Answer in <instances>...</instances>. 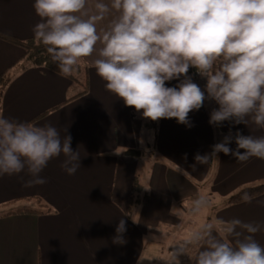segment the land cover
Masks as SVG:
<instances>
[{
	"label": "clouds",
	"instance_id": "clouds-1",
	"mask_svg": "<svg viewBox=\"0 0 264 264\" xmlns=\"http://www.w3.org/2000/svg\"><path fill=\"white\" fill-rule=\"evenodd\" d=\"M33 7L40 17L34 39L63 76L73 74L82 58L95 55L92 67L106 90L146 119L175 118L191 127L189 113L207 99L218 105L210 124L247 125L250 119L264 129V0H94L91 5L89 0H34ZM190 67L206 79L203 89L188 75ZM172 80L178 85L168 86ZM233 139L235 150L229 146ZM220 152L239 162L264 159V135L229 132L211 153L197 154L195 160L204 165L210 154ZM61 155L62 169L74 175L81 158L67 130L62 137L51 124L37 126L0 114V176L27 170L31 179L25 186L44 184L40 173ZM243 199L250 202L247 195ZM210 204L209 196L198 194L190 211L200 214ZM171 210L182 215L175 206ZM261 227L234 218L220 233L214 223H205L178 244L176 264L181 254L193 264H264V246L254 238ZM126 230L121 219L113 242L124 243ZM191 248L197 249L195 256Z\"/></svg>",
	"mask_w": 264,
	"mask_h": 264
},
{
	"label": "crops",
	"instance_id": "crops-1",
	"mask_svg": "<svg viewBox=\"0 0 264 264\" xmlns=\"http://www.w3.org/2000/svg\"><path fill=\"white\" fill-rule=\"evenodd\" d=\"M93 2L89 0L90 5ZM33 3L34 0H0V30L20 39L34 37L33 27L40 17ZM110 19L111 16L99 27L106 26ZM23 54V48L0 39V74L20 60ZM95 58L93 55L79 62L81 70L87 74L88 83V91L82 94L80 92L86 86L77 93L73 86L79 80L72 79L71 82L69 77L67 80L65 76L43 67L19 71L5 90L0 114L37 126L51 124L62 137L67 130L72 137L73 150L79 151L81 165L74 175H69L61 167L64 156L53 158L40 173L47 182L32 186H25V182L31 179L27 170L19 175L0 176V206L17 204L14 209L0 212L21 208L18 205L27 203L26 197L31 196L41 197L53 208L49 213L0 217V264H127L126 256L119 250H113L107 257L106 246L96 244L94 237L101 240L107 236L105 231L96 230V219L103 215L104 208L109 209L113 205H120L125 211L124 216H128L132 183L139 175L140 157L125 154L127 149L123 148L141 149L144 135L148 140L151 135L155 136L159 144L157 151L169 154L168 157L174 160V164L168 162V166L155 162L151 201L144 206L145 215L152 211L154 222L175 224L181 219L180 215L173 214V204L203 193L216 204L214 213L206 214V218H212L220 233L234 218L261 223V230L254 234V238L264 246V193L251 198L250 202L229 203V198L242 188L264 183V159L252 157L239 162L236 157L220 152L217 156L210 154L204 165L197 164L195 160L197 154L211 153L212 146L221 142L229 132L233 136L237 131L260 136L264 135V129L250 119L247 125L230 121L220 126L210 124L207 99L199 110L189 113L191 127L171 118L160 119L156 129H148L144 127L145 121L151 119L133 117L135 108L126 106L123 99L106 90V82L92 67ZM178 83V80L167 82L168 86ZM212 104L218 108L215 101ZM229 146L236 149L234 139ZM176 166L184 171H177ZM161 185L163 193H160ZM114 197L124 204L116 202ZM96 201L101 203L102 209H94ZM29 204L24 208H37L33 203ZM105 205L108 207L103 208ZM88 210L98 213L89 216ZM162 211L165 214L161 215ZM80 216L84 223L92 222V231L88 230L87 235L79 227ZM227 238L232 239L230 236ZM144 251L145 248L141 253ZM139 258L136 264H139Z\"/></svg>",
	"mask_w": 264,
	"mask_h": 264
},
{
	"label": "rangeland",
	"instance_id": "rangeland-1",
	"mask_svg": "<svg viewBox=\"0 0 264 264\" xmlns=\"http://www.w3.org/2000/svg\"><path fill=\"white\" fill-rule=\"evenodd\" d=\"M79 74V80L80 82H76L73 86L74 88H77L76 92L81 91L84 88V85L86 83V72L85 70H81ZM65 79L69 80L66 76ZM71 82H73L72 79H70ZM193 81L196 82L198 85L201 86L203 89L206 85V79L203 78L200 74L193 78ZM116 98H118L116 96ZM208 103V114L210 116L211 111L213 110L214 104H212L211 100H207ZM213 107V108H212ZM142 116V112H137L136 110L133 111V117H140ZM143 117V116H142ZM148 122V120L145 121ZM146 127V125H144ZM147 128V127H146ZM131 136L128 137L130 139ZM144 140L140 142L139 149V157H140V168H139V180L141 183L145 185L146 190L151 193L152 191V185L151 180L152 176L155 170V162H159L161 164L167 165L168 162L171 164H174L173 158H169L167 153H160L157 151L158 149V140L155 136L151 135L150 140H148V136H143ZM114 139V136L113 138ZM123 139V138H122ZM115 139L113 140V142ZM147 144H150L149 147H147ZM123 149H130V147L123 148ZM159 150V149H158ZM125 151V150H124ZM177 167V166H176ZM180 168V167H177ZM183 169V168H182ZM184 170V169H183ZM161 183H163L161 181ZM151 186V187H150ZM94 188H89V190ZM160 193H163V187L160 186ZM115 201L119 204L123 205V202H119L114 197ZM26 200V199H25ZM32 200V201H29ZM193 200V199H192ZM26 202L20 203L18 207L24 208L29 207V202L33 203V207L39 208V204L35 199H27ZM121 201H123V197L121 198ZM16 203V201L14 202ZM45 203V202H44ZM95 204V205H94ZM94 209L98 210L100 209L101 203L99 201H96L94 203ZM9 206V207H8ZM4 206H0V210H6V209H14L13 207L17 206V204H8ZM92 206V205H90ZM175 206V210L178 213H181L180 219L181 221L174 223H170L168 221H153V214L152 211L150 215L144 214V206L141 205L140 207H137L134 209L135 212H133V215H129L126 217L124 216L125 211L123 208L118 206H112L109 209H106L104 207H108L107 205L103 206L104 213L102 216H97L96 219V230L97 231H105L106 237L102 238L101 240H98L97 237H94V240L96 241L97 245L100 246H106V253L107 257L111 256L113 253V250L117 249L119 250V253L121 255L126 256V263L127 264H136L139 256V264L145 263V264H176V259L174 256V252L176 247L180 242L183 241L185 237H187L193 230L199 228L201 225L205 223H212V218L209 217V219L206 218V214L214 213V208L216 204L211 203L209 207L204 209L200 214L194 215L190 211L191 204L176 202L173 204ZM102 209V208H101ZM4 213V212H0ZM89 216L95 215L98 213V211L95 210H88ZM111 213V214H110ZM161 215L165 214L164 211L160 212ZM110 214V215H109ZM133 218L137 220L138 222H134ZM121 219H124L126 221V232L123 233L124 243L118 244L114 243V237L117 235L116 228L119 224V221ZM207 219V221H205ZM80 224L79 227L81 229V232L84 235L88 234V230L92 231V222L89 221L87 224L83 222L82 216L79 218ZM186 224L184 228L181 227V225ZM177 227V228H175ZM116 232V233H115ZM123 249V251L121 250ZM145 248L144 253L142 254V249ZM153 250V253L150 251ZM193 256L196 255L197 249L191 248L189 250ZM180 264H193V261L190 259V257L187 254H181L179 256Z\"/></svg>",
	"mask_w": 264,
	"mask_h": 264
},
{
	"label": "trees",
	"instance_id": "trees-1",
	"mask_svg": "<svg viewBox=\"0 0 264 264\" xmlns=\"http://www.w3.org/2000/svg\"><path fill=\"white\" fill-rule=\"evenodd\" d=\"M0 39L5 40L7 42H10L12 44H15L24 50V54L20 60L15 62L10 68L3 71L0 74V104L3 99V95L5 93L6 88L10 84V82L13 80L14 76L21 70L30 68V67H43L48 70L55 71L60 74L58 67L56 64H54L51 61V58L49 54L46 51V48L43 44L37 42L34 37L28 38V39H20L11 35H8L0 30ZM80 64L78 68L73 72V74L66 76L73 80H79L77 78V74L81 72ZM62 75V74H61ZM192 78L199 75L198 71L194 67H190L189 73ZM80 81V80H79ZM85 89L80 92L82 94L83 92L88 91V83L86 81L85 83ZM76 97V96H75ZM146 127L148 129L151 128H157L158 121H149L146 122ZM139 149L137 148H130L125 151V154L136 156L139 158ZM264 193V183L258 184L254 186H247L239 190L237 193H235L233 196L229 198V203H241L244 202L243 197L247 195L250 199L254 198L260 194ZM196 198V196H192L189 198H185L183 200H180L181 203H187L191 204L192 199ZM20 199V198H19ZM26 199H35L38 204L40 205L39 208H19L13 211H7L4 213H0V217H5L13 214H22V213H32V214H40V213H49L53 211V208L49 206L48 204L43 202V199L39 196H31L26 197ZM151 201V193H149L145 185L140 182L138 175L135 176L132 188H131V196H130V202L128 206V214L133 215V212L135 208L140 207L141 205L146 206ZM186 224L181 225L182 228H184ZM177 228V227H175Z\"/></svg>",
	"mask_w": 264,
	"mask_h": 264
}]
</instances>
